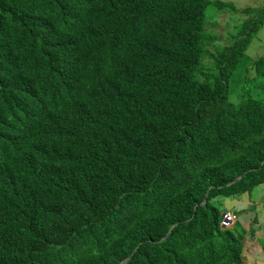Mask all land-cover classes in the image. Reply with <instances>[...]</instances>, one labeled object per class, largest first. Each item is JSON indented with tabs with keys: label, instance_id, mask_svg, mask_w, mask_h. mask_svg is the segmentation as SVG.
I'll return each mask as SVG.
<instances>
[{
	"label": "trees",
	"instance_id": "trees-1",
	"mask_svg": "<svg viewBox=\"0 0 264 264\" xmlns=\"http://www.w3.org/2000/svg\"><path fill=\"white\" fill-rule=\"evenodd\" d=\"M208 3L0 0V264L264 263L214 203L264 184V12L212 54Z\"/></svg>",
	"mask_w": 264,
	"mask_h": 264
},
{
	"label": "rangeland",
	"instance_id": "rangeland-1",
	"mask_svg": "<svg viewBox=\"0 0 264 264\" xmlns=\"http://www.w3.org/2000/svg\"><path fill=\"white\" fill-rule=\"evenodd\" d=\"M216 1L229 3L232 7L228 5L222 9L217 8L215 6ZM263 12L264 0H209L205 10L206 29L216 36V47L228 46L233 43L235 38L247 31L250 25L262 16ZM215 46L210 48L212 54L216 49ZM263 55L264 23L258 26L249 47L229 81L228 101L230 103L239 105L242 100L241 97L248 95L245 81L250 83L256 77L253 62ZM211 62L207 59L205 64L209 66ZM249 200L250 204L247 206ZM216 202L221 212L233 210L237 214V221L241 222L247 230L251 225H258L253 222L255 217L259 223L264 221V184L257 185L250 192L238 196L218 197ZM242 210L246 212L241 213ZM256 245L257 241L246 244L248 264H264L260 258L261 254L254 249Z\"/></svg>",
	"mask_w": 264,
	"mask_h": 264
},
{
	"label": "clouds",
	"instance_id": "clouds-1",
	"mask_svg": "<svg viewBox=\"0 0 264 264\" xmlns=\"http://www.w3.org/2000/svg\"><path fill=\"white\" fill-rule=\"evenodd\" d=\"M222 47H218V48H216V49H221ZM215 52V51H214ZM238 179H240V178H238ZM238 179H236L235 181H237ZM205 198L207 199V194L205 195ZM205 198H204V200H203V203L202 204H205ZM218 198V197H217ZM216 198V199H217ZM216 199H214V203L216 202ZM217 203V202H216ZM243 204V203H242ZM249 204H250V200L248 201V203H247V206H249ZM246 211H241V213H245ZM227 215H230L231 217H234V219H233V222L231 223V225L230 226H226V225H224L223 224V222H224V217L225 216H227ZM221 216H222V220H221V223H220V227H221V229H230V228H233L234 227V225L236 224V223H239L241 226H243L244 227V225L241 223V222H239V221H237V214L233 211V210H231V212L230 211H225V212H222V214H221ZM171 233V231L167 234V235H169ZM137 251V248L136 249H134V251L132 252V254H135V252ZM127 260V259H126ZM126 260L124 261V262H126Z\"/></svg>",
	"mask_w": 264,
	"mask_h": 264
},
{
	"label": "built area",
	"instance_id": "built-area-1",
	"mask_svg": "<svg viewBox=\"0 0 264 264\" xmlns=\"http://www.w3.org/2000/svg\"><path fill=\"white\" fill-rule=\"evenodd\" d=\"M234 217H231L230 215H227L224 217V222L223 224L226 226H230L231 223L233 222Z\"/></svg>",
	"mask_w": 264,
	"mask_h": 264
},
{
	"label": "water",
	"instance_id": "water-1",
	"mask_svg": "<svg viewBox=\"0 0 264 264\" xmlns=\"http://www.w3.org/2000/svg\"><path fill=\"white\" fill-rule=\"evenodd\" d=\"M205 201H206V198H205Z\"/></svg>",
	"mask_w": 264,
	"mask_h": 264
}]
</instances>
